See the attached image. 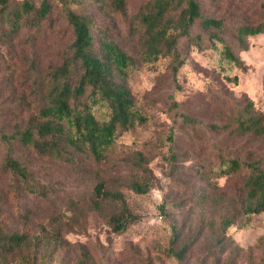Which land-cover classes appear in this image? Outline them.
Masks as SVG:
<instances>
[{
    "label": "rangeland",
    "instance_id": "374dc122",
    "mask_svg": "<svg viewBox=\"0 0 264 264\" xmlns=\"http://www.w3.org/2000/svg\"><path fill=\"white\" fill-rule=\"evenodd\" d=\"M150 1L127 0L123 12L92 1L78 9L92 16L97 43L106 32L138 59L136 14ZM198 1L207 16L228 24L221 36L243 61L241 68L225 59L220 43L205 41L198 50L185 39L181 43L185 63L177 74L167 57L152 64L139 62L131 71L125 84L147 121L120 133L100 165L83 156L64 163L24 153L34 183L52 185L46 198L33 195L23 202L33 233L55 236L44 264H79L82 258L87 264H179L167 253L174 227L182 230L177 247L190 243L186 264H264V212L238 219L229 228L224 239L230 240V249L222 252L217 243L222 217L231 208H240L245 195L243 177L227 173L222 161L256 159L264 165V137L236 131L239 113L264 115V33L246 36L241 43L234 30L263 22L264 0ZM200 33L197 25L192 37ZM71 37L67 24L59 20L34 43L33 31L26 27L10 47L0 44V131L11 133L33 115L37 102L32 92L33 61L40 69L59 64ZM182 113L198 120L197 128L185 126ZM97 114L104 115L102 110ZM139 155L153 179V188L145 195L128 187ZM10 182L0 168V188ZM100 182L119 191L129 211L139 217L123 232L109 222L117 205L93 202L92 191ZM3 204L8 229L24 231L15 205H6L5 198Z\"/></svg>",
    "mask_w": 264,
    "mask_h": 264
},
{
    "label": "trees",
    "instance_id": "16d2710c",
    "mask_svg": "<svg viewBox=\"0 0 264 264\" xmlns=\"http://www.w3.org/2000/svg\"><path fill=\"white\" fill-rule=\"evenodd\" d=\"M89 1L102 8L126 10L127 0H0L1 45L10 47L26 27L33 31L34 43L47 27L53 28L59 20L67 24L72 36L60 54L59 64L40 69L37 61H33L32 92L37 101L33 115L21 120L11 133L0 131V168L11 181L6 189L0 188V264L47 263V253L55 237L45 231L36 235L29 227L30 213L23 208L24 200L33 199V195L46 198L51 194L52 185L46 181L34 183L35 176L25 152H35L64 163L83 156L100 165L120 133L147 121L125 84L131 71L139 62L152 64L167 57L173 60L172 70L177 74L185 63L181 47L185 39L198 50L203 49L205 41L214 46L220 43L225 59L240 68L243 66V61L221 36L229 30L228 24L223 19L207 16L198 0H151L145 10L136 14L140 34L138 59L111 40L106 32L99 43L96 42L92 16L78 9L83 2ZM197 25L202 33L192 37ZM234 30L238 40L244 43L246 36L264 33V21L255 26L239 25ZM204 34L208 37H203ZM98 110L103 111L102 117L98 116ZM237 116L236 131L264 137L263 114L245 110ZM179 117L188 128L195 129L199 124L185 113ZM213 126L215 130L220 129ZM170 140L174 141L172 135ZM143 160L142 156L137 157L139 166L134 169L128 184L139 195H145L153 188V179ZM222 162L227 166V173L243 177L245 192L241 207L231 208L221 219L222 230L217 243L225 252L231 248L230 240L224 239L229 228L238 219L249 220L264 212V165L256 159L231 158ZM92 196L95 205L99 200L117 205L109 217L117 232L125 231L138 221L139 217L129 211L123 195L108 190L105 183H96ZM4 198L6 205H15L20 213L24 231L8 229L2 218ZM181 233L182 230L173 228L167 253L179 264H186L190 243L177 247ZM79 264H87V258H82Z\"/></svg>",
    "mask_w": 264,
    "mask_h": 264
}]
</instances>
